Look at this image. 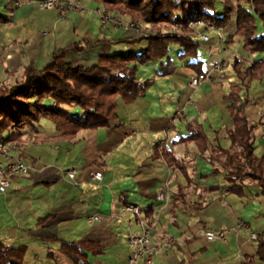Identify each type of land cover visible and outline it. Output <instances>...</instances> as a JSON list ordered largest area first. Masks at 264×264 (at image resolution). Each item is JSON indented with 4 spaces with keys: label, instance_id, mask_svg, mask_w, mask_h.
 I'll use <instances>...</instances> for the list:
<instances>
[{
    "label": "crops",
    "instance_id": "0c3cea01",
    "mask_svg": "<svg viewBox=\"0 0 264 264\" xmlns=\"http://www.w3.org/2000/svg\"><path fill=\"white\" fill-rule=\"evenodd\" d=\"M6 5L0 0V76L9 71L10 76L19 75L16 81L21 80L31 62L40 70L51 61L55 51L71 43L104 42L68 58L82 66L94 64L99 55L120 54L124 45L139 51L145 45L144 42L117 43L135 39L122 28H113L108 23L102 27L101 16L89 4L88 9L69 13L65 20L55 18L53 11L38 18L21 13L17 18L20 10ZM33 19L46 23L42 25L48 29L36 35L31 30ZM20 26L24 27L19 29ZM225 32L232 34L233 26L215 28L213 43L211 39L208 43L191 39L199 48L205 44L213 55L207 65L197 57L196 61L203 63V71H209L220 60H227L226 67L213 75L212 84L204 82L197 89L190 88L188 80L195 73L186 67L189 62L179 61L176 67L171 61L175 71L167 77L180 92L176 101L173 98L169 102L168 114L160 109L152 111L151 105L141 106L139 102L149 95L160 77L161 68L155 66L158 62H151L143 68L137 67L136 81L142 84L149 80L152 85L132 104L124 105L118 97L116 111L121 102L122 117L117 112L118 119L109 128L83 130L71 140L62 138L46 120L39 121L35 133L24 129L16 143L31 169L28 176L12 181L6 195L0 194L6 198L0 202L5 208L0 211V242L11 247L25 246L23 264H72L59 251L64 241L94 245L84 250L86 264H130L133 248L128 238L142 231L135 216L126 211L127 206L135 205L143 215L154 214L157 218L151 244L159 245L165 237L176 240L174 246L160 250L153 264H264V250H259L258 243V240L264 242V196L260 190L245 180L242 196L228 193L223 172L216 177H204L218 168L206 159L208 153L200 154L193 142L180 141L189 135V125L206 136L213 147L218 143L228 150L231 103L224 97L233 87H240V97L249 99L243 112L254 126V155L264 156V77L249 81L245 90L229 56L232 51L240 55L245 60L244 69L252 62L264 61V52L249 54L242 47V37L229 40ZM225 39L229 40L228 45ZM14 43L16 47L12 49L19 56L13 58L11 50L6 62L7 68L22 66L16 74L6 65L3 69L1 64L2 48ZM20 44H24L23 50L18 49ZM226 70L231 71V79L237 84L229 85L226 91L219 90L217 76ZM16 81L3 86L0 80V87H10ZM164 97L165 94L159 98ZM188 99L193 103L192 109ZM185 105L188 107L181 110L183 117L177 120V112ZM170 114V120L166 121ZM165 154H169L170 163ZM71 170L76 172L73 181L66 177V172ZM96 171L102 174L99 181L90 177ZM158 192H163L164 201L156 200ZM90 216H98L99 221L89 222ZM43 218L47 220L39 223ZM240 221L245 227L236 229ZM202 229L223 231L225 239L206 242ZM252 234L257 236L256 241L250 239ZM97 250L101 252L93 253ZM134 264L143 263L138 260Z\"/></svg>",
    "mask_w": 264,
    "mask_h": 264
},
{
    "label": "trees",
    "instance_id": "16d2710c",
    "mask_svg": "<svg viewBox=\"0 0 264 264\" xmlns=\"http://www.w3.org/2000/svg\"><path fill=\"white\" fill-rule=\"evenodd\" d=\"M93 1L108 12H116L146 24L179 23L184 26L188 22L201 20L216 29H225L231 25L233 33L228 35L229 40L234 36L242 37V47L246 52H264V0H248L247 6L241 4L242 0H223L224 11L221 16L216 13L214 0ZM258 23L262 28L260 35ZM191 39L184 35L162 33L138 40H122L117 43L144 42L145 45L138 53L129 51L99 55L94 64L87 66L73 64L68 58L92 50L104 42H85L83 45L76 42L55 51L51 61L40 70L35 69L31 62L24 69L21 80L10 87H0V142H18L24 129L35 133V126L40 120L50 122L54 130L67 140L74 139L83 130L109 128L118 119L117 98L124 105L132 104L152 85L149 80L137 83L138 66L161 62L159 76L172 75L175 66L167 56L171 48H177L178 61L192 59L186 67L195 75L205 72L203 63L196 61L199 45ZM243 65L242 61L234 59L232 68L247 90L249 81L264 77V61L252 62L244 69ZM246 80L248 82L245 84ZM240 91V87H233L224 97L231 103L228 110L232 117V128L227 133L231 146L228 150L217 143V136L214 139L217 144L213 147L206 136L189 125V135L180 141L193 142L200 154L208 153L209 162L217 165L218 168L204 176L206 179L223 172L228 193L242 196L244 182L248 180L264 196V156L254 155V126L243 112L249 99L241 98ZM168 156L169 154H165V159L170 163ZM45 220L47 218L39 223ZM258 243L259 250H264V242L258 240ZM92 245L64 241L61 242L59 251L72 264H86L84 250ZM26 252L25 246L11 247L0 242V264H23ZM100 252L97 250L93 253ZM259 256L262 258L261 252Z\"/></svg>",
    "mask_w": 264,
    "mask_h": 264
},
{
    "label": "rangeland",
    "instance_id": "374dc122",
    "mask_svg": "<svg viewBox=\"0 0 264 264\" xmlns=\"http://www.w3.org/2000/svg\"><path fill=\"white\" fill-rule=\"evenodd\" d=\"M38 1H40V0H32V1H30V0L29 1L28 0L27 1H24V0H9V2L4 0L5 4H7L6 6H8V5L12 6V8L15 11L16 10H20V13L18 14L17 18L21 17L22 14H32L31 17L38 18V17H41V15H44V16L51 15V13H49L50 11H53V13L56 14L55 18H57L58 20H65L66 17L68 16L67 15L65 18H60L59 15H58V11L56 9L55 10H49V12L47 10H41V9H39V7L37 5ZM92 1L93 0H82V2H81V0H80L79 2H80V6H81L82 9H88L87 5L88 4H89V6L91 5V7H89V8L92 11H95V13L99 14L101 16V18H100L101 20H104V18H105V20L107 19L106 23L110 24L113 28H122L123 32H125L127 34H131L135 40L143 39V38H149V37H155L156 35L162 34V33H164V34H174V35H184V36L190 38L189 33H190L191 29L187 26V24L184 25V26L180 25L179 23H178L179 25H176V23L173 24V25H162V24L161 25H153V24H146V23H143V22L138 21V20L133 21L131 19H128V21H127L125 18H123V16H122V19H121L120 16L117 15V13H116V15H114L111 12L106 11L102 5H100V4H98V3L94 2V1L92 2ZM214 1H215L216 13L221 16L223 14V11H224L223 10V0H214ZM231 1L232 2H236V0H231ZM246 1L247 0H242L241 4L246 6V4H247ZM24 2L26 4H24ZM16 3H18V5H15ZM30 12H32V13H30ZM76 12H82V10L73 11L71 13H76ZM99 12H101V13H99ZM177 14L179 16L181 15V13H177ZM25 19H28V18H25ZM100 19H99V21H100ZM33 21L34 22L32 23L31 30L33 32H36L35 33L36 35L42 33L43 30L45 31V30L48 29L45 25L44 26L42 25V24H46V23H39V21H36L35 19H33ZM100 24H101V21H100ZM101 26L105 27L104 24L103 25L101 24ZM257 26H258V31L262 32L261 25L258 23ZM23 27L24 26H22V27L20 26L19 29H21ZM141 33L142 34H148L149 36H147V37L139 36V34H141ZM225 34L229 35L226 32H225ZM209 37L211 39V42L213 40H215L214 36H213V33H211V34L209 33ZM225 44H227V45L229 44V40L228 39H225ZM15 45H16L15 43L14 44H8L7 48L5 46L2 48V51H1L2 53L1 54L4 53L2 55L3 57H2V60H1V64L3 66V69H5V65H6V68H7V62H6V60H7L6 58L7 57L6 56L7 55L9 56L8 53L11 50L14 51L13 54H12L13 58H14L15 55L17 57L19 56L18 52H15V50L12 49V47H16ZM20 45H21V48H18V49L19 50H23L25 48L24 44H20ZM109 48H111L110 45H109ZM129 51H133L135 53L139 52L138 48H136V47H128L127 45L126 46L124 45L123 49H122V53H127ZM176 51H178L177 48H171L170 52H169V54L167 56V59L173 61V64L176 67H179V64L181 62H179L177 60ZM208 52H209V50H208L207 46L205 44H200V48H199V51H198V59L203 61L204 65H207L208 64V60L211 58V56H213L212 54H209ZM107 53H109V52H107ZM229 56H230V61H233V59H238V60H240L242 62H245V60L240 55H238L237 53H235L233 51L231 53H229ZM167 59H165V60H167ZM190 61H191V59H186L185 63L190 62ZM182 63H184V62H182ZM182 65L180 66L181 68H183ZM155 66L159 67L160 66L159 62L155 63ZM21 68H22V66H11V67H9L7 69L11 70L12 72H14L16 74V73L21 71L20 70ZM148 71H150V70H148ZM8 72L9 71H6V75L2 74L3 71L1 73L2 75L0 76V80L2 82L1 85H3V86H6V84H12L14 82V80L16 81L18 79V77H19V75L10 76V75L7 74ZM142 72H145V71H142ZM231 76H232V74H231L230 70H226L222 75L220 74L219 76H217L219 81L217 82L216 86L219 87V90L223 89L224 91H226L227 87L229 85L237 84V81L235 79H231ZM229 77H230V81L228 80ZM222 80H227V81L222 82ZM197 88H195V89H197ZM179 92L180 91L177 89V87H175L173 85V82H172L170 77H167V76H165L164 78L163 77H157L153 87L149 91V95H147V97H145L144 99H141V101H139V102H140L141 106L142 105H151V110L152 111H157L158 109H160V110H164L165 111L164 113L168 114V112H170L169 111L170 110L169 102L173 98L176 101L177 98L179 97ZM163 94H165V97L163 99L159 98ZM188 102H189L188 105H190V107L192 109V106H193L192 104L193 103L189 99H188ZM188 105H185L183 107V109H180V110H184L186 107H188ZM141 106H140V109H141ZM122 108H124V107H123V105L120 102V105H119V108H118V111H117L118 115L120 117H122ZM193 109H195V108L193 107ZM178 112H177V114H178ZM179 113H180L179 115L176 114V117H177L176 119L177 120H180L181 117H183V112L180 111ZM170 118H171V114L169 115V117L167 118L168 120H166V121H169ZM176 119H175V121H176ZM185 123H186V121H185ZM171 131L175 132L174 129H172ZM176 133L177 132H175V134ZM14 143H16V142H14ZM206 159H208V158L206 157ZM3 197H5V196H0V202H1ZM3 199H6V198H3ZM3 209H5V208L0 205V211L3 212Z\"/></svg>",
    "mask_w": 264,
    "mask_h": 264
},
{
    "label": "built area",
    "instance_id": "2783aa9c",
    "mask_svg": "<svg viewBox=\"0 0 264 264\" xmlns=\"http://www.w3.org/2000/svg\"><path fill=\"white\" fill-rule=\"evenodd\" d=\"M9 2V0H6ZM15 5H18L16 3ZM39 9L41 10H57L60 18H65L69 13L73 11L82 10L80 2L78 0H40L37 2ZM104 18V17H103ZM107 19L102 20L105 24ZM176 25H179L176 23ZM187 26L191 29L189 36L193 39H199L204 43L210 41L209 33L215 31L214 27L201 20H195L187 23ZM139 36H149L148 34H139ZM224 53L227 51L224 50ZM227 65V60H220L212 66L209 71H206L199 75H194L188 80V86L190 88H197L202 83H213V75L220 73ZM188 104V102H187ZM181 111V110H180ZM179 111V112H180ZM178 112L177 115L180 113ZM30 165L27 163L24 155L21 153L19 147L14 142H0V194L6 195L11 183L14 179L19 177H26L30 173ZM76 172L71 170L66 172V177L69 180H74ZM92 180H101L102 174L99 171L92 172L90 174ZM157 201H164L165 196L163 192L156 194ZM126 211L135 216L142 231L138 235H130L128 238L129 245L133 248V255L129 263L134 264L138 260H141L143 264H153L154 258L158 255L160 250L167 249L174 246L176 240L170 237H165L163 241L157 244H151L152 233L157 226V218L154 214L151 216L143 215L140 208L135 205L126 207ZM89 222H98V216H90ZM245 227L244 222H238L236 229H242ZM201 235L206 242L224 241L225 232L212 231L207 229L201 230ZM250 239L256 241L257 236L252 234Z\"/></svg>",
    "mask_w": 264,
    "mask_h": 264
}]
</instances>
